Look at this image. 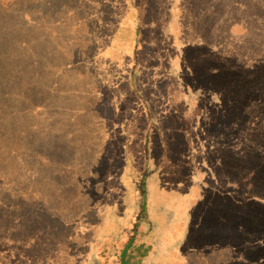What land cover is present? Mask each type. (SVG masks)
Here are the masks:
<instances>
[{"label": "rangeland", "instance_id": "obj_1", "mask_svg": "<svg viewBox=\"0 0 264 264\" xmlns=\"http://www.w3.org/2000/svg\"><path fill=\"white\" fill-rule=\"evenodd\" d=\"M151 3L0 0V129L7 137L0 143V264H89L99 251L106 252L99 264H159L187 231L198 242L188 227L190 215L199 211L189 210L186 197V119L193 138L195 184L204 188L195 192L191 205L200 204L205 194L209 204L201 215L207 216L205 222L222 224L219 232L205 227V238L241 235L249 244L263 234L264 0H154L167 8L166 14L155 13L157 24L149 29L154 47H147L148 39L141 41L143 62L136 64L130 81L148 107L137 111L119 93L118 104L108 99L94 113L74 108L91 104L76 100L92 93L98 81L95 71L108 61L86 67H66L65 62L92 55L95 46L88 34L97 27L111 33L114 27L108 22H125L119 32L130 25L136 33L141 25L137 10ZM125 6L135 13L126 14ZM119 39L132 46L130 40ZM130 50L122 51L128 65ZM111 62L108 71L115 66ZM128 76L125 71L112 80L124 89ZM32 98L46 101L48 122L60 133L43 124L44 111H27ZM64 104L77 110L74 116H86L70 123ZM182 106H190L189 118H182ZM20 107L29 124L24 134L13 123ZM95 114L115 124L109 139L117 144L111 145L106 161L100 147L85 148L99 136L100 120L89 118ZM170 119L182 129L171 131ZM148 138L159 144H145ZM214 190L215 202L207 195ZM134 199L143 211L132 220ZM179 205L183 210L174 213L171 206ZM226 247L204 248L199 252L209 253L204 263L192 262L197 261L193 251L187 264H230L211 260L212 252L228 260L231 251ZM180 252L170 249L173 257ZM251 255H264V248Z\"/></svg>", "mask_w": 264, "mask_h": 264}, {"label": "trees", "instance_id": "obj_2", "mask_svg": "<svg viewBox=\"0 0 264 264\" xmlns=\"http://www.w3.org/2000/svg\"><path fill=\"white\" fill-rule=\"evenodd\" d=\"M151 1L153 3H151V5H146L145 10H143V11L137 10L139 13V16L136 20H139L141 22V25H140V29L135 28L136 33L133 32V27L130 25L128 27L127 32L126 31L119 32V30L121 29V25L124 24L125 22H116V21L108 22L109 24H112L114 27V29L111 33H109V32L102 33L100 31V29H98V27H97V30L95 32H93V29H92V31L88 34L89 35L88 39H89L90 44L92 43L93 46H95V49H94L92 55L89 54V55H87V57H83V58L78 59L76 61L65 62L66 67H70L72 65L85 66L86 67L89 65L94 66L96 64H101L100 63L101 61H108V62L103 63L104 67H102L99 70V72L95 71V74L98 78V81L96 82L95 85H93L92 90H91L92 93L86 94L87 95L86 98L80 97L78 100H76V101H78V103L84 102L86 104H89L91 102V104L86 106L84 109L83 108L80 109L79 106H77V107L75 106L74 107L75 109L82 110V111L85 109L86 110L88 109L94 113L95 109H97L99 107H101V108L104 107V103H106V101L108 104V99L112 100L115 104H118L117 101L120 98L119 93H124V95L122 94V99L124 98L126 100V102H132V107L134 109H136L137 111H138V109L143 110V109H146L148 107L147 102L140 101L139 95H138V93H139L138 87H136L133 84V82H130V81H131V77L133 76V72H135V70L137 69L136 64H140L143 62L139 59V53L142 50L138 49V47L144 46L141 44V41L148 39V43L151 46H147V47H154V45H152L154 43V40H153V37H152L149 29H153L155 27L154 24L155 25L157 24V21L156 20L154 21L155 13H158L159 16H161L163 14L165 16V14H166V10H167L166 7H161L159 4L160 2L156 5H154V0H151ZM162 2H165V1H162ZM172 5L175 7L176 2L174 1L172 3ZM140 7L142 8V6H140ZM124 8H125V13L128 15L135 13V9L131 8L130 6H125ZM137 8H139V7H137ZM181 8H182V5H181ZM109 14H111V12H109ZM176 15H177V13H176ZM185 15L187 17L186 20H189L192 17V15H190L187 12V10L185 12ZM126 17L128 18V16H126ZM176 19L180 22V16H179V18L176 17ZM158 30H159V28H158ZM118 35H120V36L118 37ZM119 38L124 39L125 41H129V40L131 41L132 46L129 47V48H131V50H130L131 52H129V55L131 57L132 63L130 65H128L126 62V56L124 54H122V51H124L125 49H129V48L126 46V44H124V42L120 41ZM133 51H137V54H134ZM114 59H116V60H114ZM110 62L112 64H114L115 66L113 69H111V71H110V69L108 71V66H109ZM125 71H128V73H129V76H128L129 77V80H128L129 83L126 85V88L123 89V88H121V86L118 85V81L116 84L114 82V80H112V78L114 77V74H119V73H120L121 78H122V73ZM172 73L173 72H171L170 74H172ZM64 99L66 101H70V99L67 97H65ZM42 100L45 101L44 99H42ZM29 104H31V106H30V108H27V111H29L30 109H32L34 112L44 111L45 114L43 117V119H44L43 124L45 125L48 123L46 125L47 128L53 127V129H56L55 130L56 133H60L59 129H57V126L54 124V122H50V124L48 122V120H51V118L49 117L48 110H45V108H44L46 101L42 102L41 99L37 98V99L33 100V98H32V101H29ZM55 105H56V103H55V101H53V104H51V109L53 111L55 110L54 109ZM61 108L68 110V113H70V117L72 118L70 123L76 122L75 120L78 118L80 120H82V118L84 119V117L86 116L83 114L80 116H74V114L77 113V110L69 109L72 107L67 105V104L61 105ZM181 111H184L183 113L185 114V116H184L182 113V118H184V117L189 118L190 117V115L188 113H186V112L191 113L190 106L188 108H186L185 106H182ZM15 113L18 114V117L13 118V123L19 124L20 131L22 134H24L26 126L29 125L28 122H26V120H27L26 119V113L24 116V111H22V107H20L19 109L16 108ZM89 118H92V119L96 118V119L100 120L99 125L97 126L99 128V130L98 129L96 130L98 132L97 135H99V136L97 138H93L92 144L90 146L89 145L86 146L85 148L88 149V151H89V147L94 148V149H97L98 147H100L102 149V158L104 157L105 161L107 159H111L110 147L113 143H115V141H112L111 139H109V136L111 134V130L113 128H115V126H114L115 124H112L109 120H107L105 122V118L101 114H95V115H93V117L90 116ZM156 119L157 118L154 117V120H156ZM168 121H170V123H168L167 126L171 131L178 130V128H181V126H182L181 124L172 122L173 119H170ZM186 123H187V127L185 128L186 134L184 133L187 137L186 145L188 146L189 149H191V148H193V138L190 134L189 120L186 119ZM40 127H41V125H40ZM160 128H162V127L158 126V130H157L158 132H160ZM183 132H184V129H183ZM6 138H7L6 135H4L0 129V143L3 140H5ZM95 140H99V142L101 144L96 145ZM147 140H148V143H145V144H148V145L151 144L152 146L155 144L156 145L159 144L158 141L155 140L154 138L153 139L148 138ZM86 141L87 140H85V142ZM123 141L124 140L120 141L121 145H123ZM62 142H63V140H62ZM116 142H119V140L116 139ZM86 144H89V142ZM115 144H117V143H115ZM155 151L158 152V148H155L154 152ZM88 154H89V152H88ZM68 161H72V160H68ZM106 179H108V178H106ZM165 198H166L165 201L168 203L169 198L167 197V195ZM133 204L135 205L136 210L133 213H131V215H130V217H132V220H134L136 218V216L140 215L143 211V208H140V206H138V202L136 201V199H134ZM193 204L194 203H192V205ZM191 208H194V207H191ZM147 215H148V218H150L149 212ZM180 218H182V217H180ZM180 218H179V220H180ZM180 223H182L181 220H180ZM180 243H182V242H180ZM157 245H159V244H157ZM169 245H171V244L168 243V246ZM172 246H174V244H172ZM178 246H179L180 250L182 251V247L179 244H178ZM174 247H176V246H174ZM132 251H133V249H132ZM93 254H94V252H93ZM105 256H106V252L104 254V252L99 251V253L97 252L96 254H94L92 256V262L95 261L94 264H99V262H100L99 259L102 257L105 258ZM170 258L172 261V257H170ZM159 264H162V262Z\"/></svg>", "mask_w": 264, "mask_h": 264}, {"label": "flooded vegetation", "instance_id": "obj_3", "mask_svg": "<svg viewBox=\"0 0 264 264\" xmlns=\"http://www.w3.org/2000/svg\"><path fill=\"white\" fill-rule=\"evenodd\" d=\"M187 149H188V160L186 162V164H184V173L186 175V192L187 195L186 197H189L191 202L193 199V195L197 196L195 194V192L197 191H201L204 192V188L202 186H200L199 184H195L197 181V174H196V169H195V157H194V148L189 149L188 146L186 145ZM190 174V175H189ZM191 176V184H188V177ZM194 186V187H193ZM211 194V196L209 195ZM207 194L209 196V200L213 197L214 198V202L216 199V191L214 190L213 193H209ZM204 195L202 193L201 195V203L200 204H195L194 209L198 210L199 212L196 213V216L194 215H190V223L188 225V227L192 226L193 230L195 231V233L193 235H196V238H199L198 242L194 243L195 238L191 239L189 237V232L187 231V237L182 238L180 241L182 243H184V248L182 247V243H180V246L182 247V251L180 250L178 244H175V246L181 251L179 256L177 257H173L170 253V249H174V247H168L166 254L164 255L163 261L167 262L169 260H171L170 257H172V259H174L176 262L175 264H187L189 261L190 256L193 254V251H196L197 254V261H192V262H198L200 261V263H204L206 260V254L209 253H199L200 251H202L204 248L210 246V248L212 247H222L225 248L226 246H228V248H230L231 254L228 257V260H226L224 257H222L221 253H213L212 255L215 256L214 259H211L213 261V263H220L222 261H226V262H230V264H259L257 262L264 260V255H256L255 258L251 255L252 253H255V250H257L258 248H264V232L262 235L258 236L255 241H253L252 243H247L249 238L248 237H244L242 238L241 235L235 239H225V240H220V239H206L205 235L207 232L212 231L215 232V229L219 232V230L221 229L222 224H212L209 222H205L206 221V215H201V213H204L207 210V206L209 204V201L204 200ZM194 196V197H195ZM200 198V195H199ZM191 202L189 203V210H191L192 205ZM168 204H172L169 200H168ZM174 213L176 209H180L183 210V206H178V207H172ZM183 223V222H182ZM208 228L207 232L204 233V228ZM261 228L264 229L263 224L260 225ZM200 232L202 237L198 236V233ZM244 235V233L242 234V236ZM242 239H245L242 240ZM232 240H236V241H232ZM193 243V244H191ZM91 246V245H90ZM206 246V247H205ZM92 248V247H91ZM227 248V247H226ZM251 248V249H249ZM239 252V253H238ZM162 261V262H163ZM87 262V261H86ZM87 264V263H85ZM89 264H94V262H92V255H91V259Z\"/></svg>", "mask_w": 264, "mask_h": 264}]
</instances>
